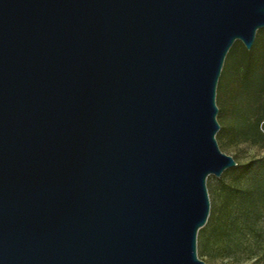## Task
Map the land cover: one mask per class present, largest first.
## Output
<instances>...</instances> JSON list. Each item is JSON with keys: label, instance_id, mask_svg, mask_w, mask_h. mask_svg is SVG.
I'll list each match as a JSON object with an SVG mask.
<instances>
[{"label": "water", "instance_id": "obj_1", "mask_svg": "<svg viewBox=\"0 0 264 264\" xmlns=\"http://www.w3.org/2000/svg\"><path fill=\"white\" fill-rule=\"evenodd\" d=\"M264 0H0V264H207L215 95Z\"/></svg>", "mask_w": 264, "mask_h": 264}, {"label": "trees", "instance_id": "obj_2", "mask_svg": "<svg viewBox=\"0 0 264 264\" xmlns=\"http://www.w3.org/2000/svg\"><path fill=\"white\" fill-rule=\"evenodd\" d=\"M217 91L228 96L229 129L242 141L264 146V27L256 31L249 50L239 41L233 43L224 59ZM219 135H224V128ZM225 172L231 182L224 189L222 217L213 221L211 232L218 238L237 233L240 239L247 231L264 243V154ZM258 257L264 258V251Z\"/></svg>", "mask_w": 264, "mask_h": 264}, {"label": "rangeland", "instance_id": "obj_3", "mask_svg": "<svg viewBox=\"0 0 264 264\" xmlns=\"http://www.w3.org/2000/svg\"><path fill=\"white\" fill-rule=\"evenodd\" d=\"M215 102L218 108L216 119L219 123L215 137L220 150L231 155L237 163L264 154V146L242 141L229 129L228 96L226 93L219 94L217 87ZM220 128H224L223 136L219 135ZM226 170L218 177L209 175L206 179L210 208L204 228L201 227L203 230L200 228L197 233V256L207 264H264V258L258 257L264 251V243L256 241L255 236L247 231L240 239L237 233L231 238H218L211 232L213 221L222 217L226 186L231 182Z\"/></svg>", "mask_w": 264, "mask_h": 264}]
</instances>
